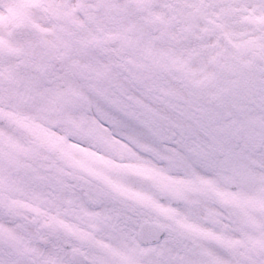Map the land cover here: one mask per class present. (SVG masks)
<instances>
[{
  "label": "snow or ice",
  "instance_id": "obj_1",
  "mask_svg": "<svg viewBox=\"0 0 264 264\" xmlns=\"http://www.w3.org/2000/svg\"><path fill=\"white\" fill-rule=\"evenodd\" d=\"M0 264H264V0H0Z\"/></svg>",
  "mask_w": 264,
  "mask_h": 264
}]
</instances>
